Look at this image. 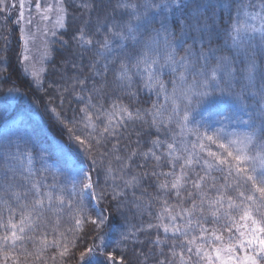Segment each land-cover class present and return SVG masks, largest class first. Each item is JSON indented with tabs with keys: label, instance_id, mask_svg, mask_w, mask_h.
<instances>
[{
	"label": "snow or ice",
	"instance_id": "1",
	"mask_svg": "<svg viewBox=\"0 0 264 264\" xmlns=\"http://www.w3.org/2000/svg\"><path fill=\"white\" fill-rule=\"evenodd\" d=\"M17 8L60 141L0 134V264H264V0H0V23ZM19 89L0 72L6 103ZM217 96L223 121L190 118Z\"/></svg>",
	"mask_w": 264,
	"mask_h": 264
},
{
	"label": "trees",
	"instance_id": "2",
	"mask_svg": "<svg viewBox=\"0 0 264 264\" xmlns=\"http://www.w3.org/2000/svg\"><path fill=\"white\" fill-rule=\"evenodd\" d=\"M79 2V0H77ZM3 14L0 13V16ZM226 15V14H225ZM13 16V15H12ZM15 15L12 18H8L7 21L0 23V50L5 47V39L7 42V50L3 51V54L0 55V72L10 75L13 81H16L20 85V91L26 92L27 94L21 98L13 100L11 103H6L3 98V93L0 92V134L5 133L6 131H10L18 126L22 121H29L30 126L35 128L40 137L52 144H56V141L59 143L60 135L58 129L53 124V120L55 119L54 114L50 112H46L44 110L41 101L36 97H42L45 104L48 103L49 100H53V107L55 106V99L53 97H49L45 89H40L38 93H34L31 90L29 82L32 81V77L27 75V79H25L26 74L21 71L23 65L19 63L16 59L18 41H19V32L17 31L18 26L14 23ZM21 25H19L20 27ZM54 54H53V57ZM48 64L45 66L44 74L47 75ZM11 86V85H10ZM3 91H7L5 88ZM212 101H216L220 104V102L226 104L231 107V102L225 97H213L196 107V110L191 113L190 118L198 114L199 111L203 110V108ZM163 100L161 99V104H163ZM147 107V105H143ZM227 110L229 108L227 107ZM59 111V110H58ZM223 114L221 115V117ZM41 118V120L39 119ZM176 132L179 133V128L176 129ZM74 159V157L72 158ZM131 191V190H129ZM151 193V190H149ZM154 195V193H152ZM145 208L136 209L133 208L134 211H145L144 220H148L149 217L147 215L146 206L149 203L146 199L143 201ZM155 210V209H153ZM49 217L53 220L58 219L63 216V212L58 207H54L48 213ZM129 219L136 223L139 217L133 218L129 217ZM149 237L144 235L140 236V243L144 244L148 242ZM79 244L80 242L77 241ZM131 247H129L128 252L131 254ZM54 252V250H53ZM145 264H149V262H145Z\"/></svg>",
	"mask_w": 264,
	"mask_h": 264
},
{
	"label": "rangeland",
	"instance_id": "3",
	"mask_svg": "<svg viewBox=\"0 0 264 264\" xmlns=\"http://www.w3.org/2000/svg\"><path fill=\"white\" fill-rule=\"evenodd\" d=\"M16 2L18 4L19 0H16ZM34 2L35 0H33V3ZM17 12H18V8L13 10L10 14L9 19L12 18L14 15L16 18ZM50 24L51 22H47L48 26H50ZM23 26L24 25L22 23L20 27ZM45 27H46V22L41 21L39 17L34 15L33 22L29 26L32 34V42L30 44V48L32 50L33 62L36 63V68L42 75L44 74L45 66L47 63L45 62L42 64L39 63L38 61L40 60L41 54L45 50L46 41L50 39V37H46L44 35ZM227 107L229 108V110H227ZM231 110H232V106L230 107L222 102H220L219 104L216 101L210 100V102L206 104L203 110L199 111L198 114L195 115V118L197 119V121L219 122V121H223L225 117L231 112ZM222 114L223 116L221 117ZM39 119L41 120L40 117ZM56 143L58 142L56 141Z\"/></svg>",
	"mask_w": 264,
	"mask_h": 264
}]
</instances>
